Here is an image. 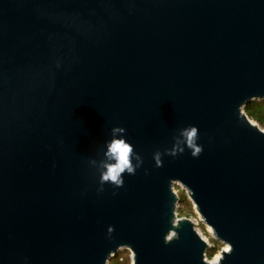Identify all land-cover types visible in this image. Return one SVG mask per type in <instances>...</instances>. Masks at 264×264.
<instances>
[{
  "label": "water",
  "instance_id": "1",
  "mask_svg": "<svg viewBox=\"0 0 264 264\" xmlns=\"http://www.w3.org/2000/svg\"><path fill=\"white\" fill-rule=\"evenodd\" d=\"M256 100L264 0H0V264H105L121 246L210 264L174 225L173 182L231 246L218 264H264ZM114 138L135 166L121 187L101 181Z\"/></svg>",
  "mask_w": 264,
  "mask_h": 264
},
{
  "label": "clouds",
  "instance_id": "2",
  "mask_svg": "<svg viewBox=\"0 0 264 264\" xmlns=\"http://www.w3.org/2000/svg\"><path fill=\"white\" fill-rule=\"evenodd\" d=\"M123 129L114 128L113 133L122 132ZM196 128L191 127L184 132L186 137V142L190 147L194 148L192 155L194 157L198 156L202 151L201 147L195 146L196 138ZM108 151L107 155L109 158L113 159L115 163L105 166V171L102 173V182H111L116 187H121L123 185L122 174L127 172L129 175L135 174V166L131 163V158L133 156L132 146L127 143L124 139H113L107 145ZM159 154H157V166H159L160 161L158 159ZM138 166V165H137Z\"/></svg>",
  "mask_w": 264,
  "mask_h": 264
},
{
  "label": "rangeland",
  "instance_id": "3",
  "mask_svg": "<svg viewBox=\"0 0 264 264\" xmlns=\"http://www.w3.org/2000/svg\"><path fill=\"white\" fill-rule=\"evenodd\" d=\"M242 109L244 110V107ZM260 128L264 129L263 126H260ZM175 184L176 183L173 184V188L176 190V192H177V194H178V196L180 198L181 197V192L180 191H183V190L178 188V185H175ZM175 212L177 213L178 217H181V216L189 217L190 215H193L192 204L191 203L189 204L186 200L179 201V207L175 210ZM204 225L205 224H201V222H200L199 226H200L201 230L204 229ZM195 226H197V225H195ZM209 240L211 242L213 241L210 238H209ZM214 243H215V247L210 248V250L208 251L209 255L213 254L214 252L216 253L217 251H219L221 249V247H223V244L221 242L214 241ZM118 250H119V252H118L119 255L118 256L114 255L115 257L113 256L108 263L111 262V264H122V262L120 261V257H124L125 255H128V258H129V263L128 264H130V257H129L130 250L127 249V248H122V249H118ZM126 250H128V252H126Z\"/></svg>",
  "mask_w": 264,
  "mask_h": 264
},
{
  "label": "bare ground",
  "instance_id": "4",
  "mask_svg": "<svg viewBox=\"0 0 264 264\" xmlns=\"http://www.w3.org/2000/svg\"><path fill=\"white\" fill-rule=\"evenodd\" d=\"M243 111H244V110H243ZM251 122H252L253 125L257 126V128H258L259 130H261L262 132H264V129H261L260 126L258 125V123L254 122V121H251ZM258 126H259V127H258ZM174 183H176L175 185H177V184L180 185V187L185 191V188H184L181 184H179L178 182H173V183H172V186H173ZM178 220H180V219H176V218L174 219V225L177 224ZM199 220L204 221L203 218H202V216H201L200 214H199L198 218H194V219H192V225H193V228H196L195 225L198 224ZM204 223H205V226H206V228H207L209 234H210L213 238L219 240V237L217 236V234H216L215 230L213 229V227H212L210 224H207L205 221H204ZM196 230H197V228H196ZM173 234H174V232L171 231V232L169 233V236H172ZM198 234H199V230H198ZM201 238H202V241H203L204 244H205V247H207V244H208L207 239H206L203 235H202ZM220 242H221V241H220ZM221 243H223V247H222L221 251L216 252V253L214 254V256H213L212 258H210V260L208 261V263H210V264H218V263L220 262V259H222V255H223L222 252H229V251H230V247H231V246H230L228 243H226V242H221ZM122 248H126V247L121 246V247H119L118 249H122ZM118 249H117V250H118ZM127 249H128V248H127ZM131 253H132V252H131ZM133 258H134V254L132 253V254H131V258H130V264H133V262H132ZM107 262H108V261H107ZM107 262H106L105 264H107Z\"/></svg>",
  "mask_w": 264,
  "mask_h": 264
},
{
  "label": "built area",
  "instance_id": "5",
  "mask_svg": "<svg viewBox=\"0 0 264 264\" xmlns=\"http://www.w3.org/2000/svg\"><path fill=\"white\" fill-rule=\"evenodd\" d=\"M250 120H251V121H254V120L251 119V118H250ZM254 122H255V121H254ZM177 185H178V184H177ZM178 188L182 189V188L180 187V185H178ZM172 189H173L175 195L177 196V201H176V203H175V210H176V209L179 207V196H178L176 190L173 188V186H172ZM182 190H183V189H182ZM183 191H184V190H183ZM184 193H185V192H184ZM191 204H192V209H193V215H190L189 217H186V216L178 217V216H177V213L175 212V218H176V219H182V218L186 217V218H188L191 222H192V219H194V218H198L199 213L196 211L195 206L193 205L192 202H191ZM200 222H201V224H203L202 221L199 220V222H198V224H197V226H196L197 230H196V228H194V229H195V231L197 232V234H198V230H199V234H198V235H199L200 237H202V235H203V236L207 239V241H208L207 247H205V250H204V253H203V260H204L206 263H208V261L210 260V258H212V257L214 256V254H215V252H214L213 254L209 255V254H208V251L210 250V248L215 247V243H214V241H217V242H220V241H218L217 239L213 238V237L209 234V232H208V230H207V228H206L205 225H204V229L201 230V228H200V226H199ZM209 238L212 239L213 241L211 242V241L209 240ZM222 244H223V243H222ZM221 249H222V247H221ZM221 249H220L219 251H221ZM118 251H119V250H117V251L111 253L110 256H109V260H110V258L113 257ZM217 252H218V251H217ZM131 254H132V253H131V251H130V255H129L130 258H131ZM109 260H108V262H109ZM108 262H107V264H108Z\"/></svg>",
  "mask_w": 264,
  "mask_h": 264
},
{
  "label": "trees",
  "instance_id": "6",
  "mask_svg": "<svg viewBox=\"0 0 264 264\" xmlns=\"http://www.w3.org/2000/svg\"><path fill=\"white\" fill-rule=\"evenodd\" d=\"M244 111L249 118L253 119L260 126L264 127V100L251 101L250 103L244 106ZM180 192H181V197L179 198V201L186 200L190 204L191 202L186 196V194L183 191ZM118 252L115 254V256L119 255ZM126 252H128V250H126ZM120 261L122 262V264H128L129 263L128 255H125L124 257H120ZM108 264H111V262Z\"/></svg>",
  "mask_w": 264,
  "mask_h": 264
}]
</instances>
